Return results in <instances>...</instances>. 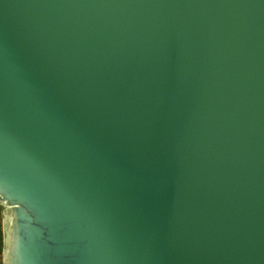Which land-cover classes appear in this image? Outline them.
Wrapping results in <instances>:
<instances>
[{"label":"water","instance_id":"95a60500","mask_svg":"<svg viewBox=\"0 0 264 264\" xmlns=\"http://www.w3.org/2000/svg\"><path fill=\"white\" fill-rule=\"evenodd\" d=\"M5 264H264V0H0Z\"/></svg>","mask_w":264,"mask_h":264},{"label":"trees","instance_id":"16d2710c","mask_svg":"<svg viewBox=\"0 0 264 264\" xmlns=\"http://www.w3.org/2000/svg\"><path fill=\"white\" fill-rule=\"evenodd\" d=\"M3 208L0 207V264H3L2 261V252H3Z\"/></svg>","mask_w":264,"mask_h":264},{"label":"rangeland","instance_id":"374dc122","mask_svg":"<svg viewBox=\"0 0 264 264\" xmlns=\"http://www.w3.org/2000/svg\"><path fill=\"white\" fill-rule=\"evenodd\" d=\"M2 223H3V252H2V261H3V264H5V250H4V246H5V223H6V219H5V216L3 214V220H2Z\"/></svg>","mask_w":264,"mask_h":264}]
</instances>
